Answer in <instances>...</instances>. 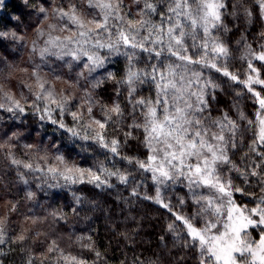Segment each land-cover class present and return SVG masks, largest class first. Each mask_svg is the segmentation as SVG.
I'll return each mask as SVG.
<instances>
[{
	"label": "snow or ice",
	"instance_id": "obj_1",
	"mask_svg": "<svg viewBox=\"0 0 264 264\" xmlns=\"http://www.w3.org/2000/svg\"><path fill=\"white\" fill-rule=\"evenodd\" d=\"M23 3L27 5L29 0ZM132 3L137 5L134 11L124 0H67L66 4L37 7L40 24L35 28L36 39L30 51L40 62L32 65L29 80L21 81L32 98L29 100L22 91L17 99L0 84L3 100L0 111L8 113V119L18 121L29 115L30 108V114L42 124L54 125L55 130H63L69 138L91 140L112 157L134 164L142 174L148 173L156 185L155 196L145 194L143 199L166 209L174 218L167 230L173 235V246L181 250L174 257L175 264H185L188 259L194 264H264V30L258 33L257 48L252 47L243 33L237 41L245 50L241 57L245 61L242 76L230 70V50L221 38L222 33L230 31L225 17L234 22L242 19L246 26H251L258 15L264 27V0H250L256 7L255 15L245 0H233L231 4L229 0H132ZM5 6V0H0V9ZM48 20L52 22L43 27ZM9 38L17 43L24 40L16 32H0V40ZM141 54L146 64L137 67ZM115 56L126 59V71L120 79L113 70L105 71ZM49 58L63 61L69 70L76 67V78L65 80L67 90L58 92L53 80L42 74ZM49 71L53 70L49 67ZM212 71L227 78L224 84L230 81L241 86L233 91L238 97L247 94L258 106L254 118L249 119L239 111V101L232 105L237 108L238 120L226 111L212 116L211 102L215 101L217 91H223ZM98 72L99 76L94 75ZM53 77L63 79L54 71ZM81 80L88 81L93 90L105 82H114L117 96L121 89L125 90L132 122L127 125L130 130L122 132L123 141L106 135L110 130L120 132L118 126L125 123V110L119 100L111 105L99 104L102 119L93 115L98 101L87 89L79 102L71 103L74 93L70 89L79 86ZM144 84L155 89L154 97L136 95ZM137 112L142 117L139 122ZM66 114L72 118L71 125L63 119ZM240 121L248 128L242 130ZM132 129L143 133L142 144L147 150L143 160L122 156L119 151L122 143L137 138ZM245 131L253 132L247 145ZM17 137L16 132L7 136L0 142V150L7 149L6 158L15 167L19 182L25 185L29 183L26 173L48 188L76 184L112 188V177L125 186L136 184L135 179H129L131 172L121 171L115 165V170L102 164L96 169L70 165L59 152L50 161L47 152L33 144L22 147L28 151L36 148L33 155L38 159H18L12 151L16 145L9 143ZM235 156L240 157L239 164ZM177 185L187 190L194 208L191 216L177 211L187 203L184 197H178L174 207L162 195V186L174 189ZM26 195L31 199L35 193L28 190ZM131 195H139L137 187L132 188ZM73 198L77 204L81 202L75 193ZM8 203L11 204L8 213L15 212L17 204ZM71 211L75 213L76 209ZM50 215L54 222L67 223L64 213ZM25 221L36 225L41 218L26 216ZM7 226L6 213L0 216V264H4L2 257L12 250L11 244L19 243L23 252L28 247L26 241L43 234L36 230L27 235L30 230L22 227L16 236L9 237ZM43 235L48 241L44 251L34 254L29 250L25 264H90L87 258L66 252L57 239ZM75 242L94 254L97 260L92 264L102 259L91 236H77ZM134 264L144 261L137 258ZM147 264L157 261L149 260Z\"/></svg>",
	"mask_w": 264,
	"mask_h": 264
},
{
	"label": "trees",
	"instance_id": "obj_2",
	"mask_svg": "<svg viewBox=\"0 0 264 264\" xmlns=\"http://www.w3.org/2000/svg\"><path fill=\"white\" fill-rule=\"evenodd\" d=\"M74 2H78V0H74ZM232 2L233 0H229L230 4ZM62 3L66 4L67 0H29L27 5L23 3V0H5L6 6L0 9V32H16L24 37V40L18 43L10 38L0 40V70H2L0 71V84L4 85L5 91H11L17 99H20L23 91L24 95L31 100V95L23 87L21 81H28L31 76L32 65L40 62L39 57L30 51L32 42L36 39L35 28L40 24L36 8L41 4L49 7ZM124 3L133 11L137 7L132 3V0H124ZM245 3L250 4L255 15V5L251 4L250 0H245ZM85 11H88L86 6ZM225 21L230 31L222 33L221 38L230 50L229 68L242 76L245 61L241 57L245 50L237 41L241 40L243 33L252 47L257 48L260 39L258 33L264 30V27H262L258 15H255L251 26H246L242 19L234 22L231 18L225 17ZM51 22V20L44 21L43 27L46 28L47 24ZM236 23H239V27L236 26ZM111 59L112 63L107 64L105 71L113 70L116 78L120 79L126 71V59L123 56H115ZM49 61V65L43 66L42 74L53 80L58 92L62 89L67 90L68 85L65 80L76 78V67L74 66L69 70L64 66L63 61L55 58H49ZM145 64L144 54H141L137 67H144ZM49 67L63 79L54 80L53 71H49ZM25 68L28 69L27 72L21 71ZM94 75L99 76L100 73ZM211 75L217 79L218 83H221L223 88V91H217L215 101L211 102L212 116L218 117L222 111H226L233 119L238 120V108L247 118H254L258 106L252 103L247 94L238 97L233 91L234 88L241 86L234 85L230 81L228 84H224L223 81L227 78L214 71L211 72ZM262 76H264V69H262ZM115 88V83L109 81L93 90L88 81L81 80L79 86L70 89L74 93L71 103L79 102L84 96V90L87 89L98 101V106L93 110V115L102 119L99 104L111 105L114 100H119L121 107L125 110V123L118 126L121 128L120 132L110 130L106 135L115 136L123 141L122 132L130 130L127 125L132 122V116L128 115L130 108L125 90L121 89V94L117 96ZM136 95L145 98L154 97L155 89L149 84H144L137 89ZM236 101L239 103L237 108H234L232 105ZM0 102H3L2 98H0ZM28 111L29 115L18 121L8 119L9 114L0 111V142L16 132L18 137L9 143L16 145L12 151L18 159H38L33 155L36 148L28 151L22 147L23 144H33L37 148L42 147L47 152L50 161L52 156L59 152L64 155L70 165L75 164L84 168L96 169L102 164L111 170H115V168L121 171L127 170L132 173L129 177L130 181L135 179L136 184L125 186L120 184L115 177H112L111 183L114 185L112 188L98 189L91 184L48 188L46 184H42L32 174L26 173L29 183L25 185L19 182L15 167L6 158L7 149L0 150V216H4L6 213L8 215V236H16L22 227L30 230L26 233L27 235H31L32 231L39 230L41 233L47 234L48 237L57 239V242L66 252L81 255L87 258L90 264L97 258L92 252L81 249L75 242V237H92L95 248L102 254V259L98 260L97 264H134L137 258L144 261V264H147L149 260L157 261V264H175L174 257L181 250L179 246H173V235L167 230L168 224L172 223L174 218L166 209L151 200L143 199L145 194L150 197L155 196L156 185L148 178L149 174H142L135 169L134 164L129 165L120 157H112L111 153L100 148L91 140L69 138V134L63 130H55L54 125L42 124L30 114V108ZM135 116L137 122L142 119L138 112L135 113ZM63 119L69 125L73 123L72 118L67 114ZM240 124L242 130L248 128L244 121H240ZM132 131L137 138L129 139L127 144L122 143L119 151L122 156H133L143 160L147 155V150L142 144L143 133L137 129H132ZM252 137V131H245L244 144L250 143ZM239 151H243V149ZM234 159L238 164L241 162L239 156H235ZM48 183L54 182L48 181ZM38 185L40 186L38 187ZM179 186L177 185L174 189L167 188L163 195L171 200L174 207L177 205V198L184 197L187 203L183 207L177 208V211L186 216H191L194 208L188 200L187 190ZM133 187H137L139 195H131ZM28 190L35 193L31 199L26 195ZM73 193L81 197L79 204L75 202ZM8 201L17 204L15 212L8 213L7 210L11 207ZM72 208L76 209L75 213L71 211ZM53 212L66 214L67 223L63 221L54 222L50 215ZM33 215L40 217L41 222L32 225L31 221H25L26 216ZM175 223L179 226L180 222L176 221ZM43 234L31 242L26 241L28 247L23 252L20 250L22 246L19 243L11 244L9 247L12 250L2 257L4 264H25L29 250L34 254L44 251L48 241ZM162 245H167V247ZM185 264H194V262L188 259Z\"/></svg>",
	"mask_w": 264,
	"mask_h": 264
},
{
	"label": "rangeland",
	"instance_id": "obj_3",
	"mask_svg": "<svg viewBox=\"0 0 264 264\" xmlns=\"http://www.w3.org/2000/svg\"><path fill=\"white\" fill-rule=\"evenodd\" d=\"M175 187H176V186H175ZM179 187H180V186H179ZM166 189H167V188H165V187L162 186V195L164 194V192L166 191ZM253 235H255V233H254Z\"/></svg>",
	"mask_w": 264,
	"mask_h": 264
}]
</instances>
